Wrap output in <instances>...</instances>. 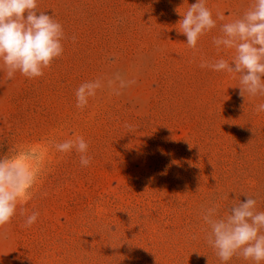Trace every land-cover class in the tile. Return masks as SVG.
<instances>
[{
  "label": "rangeland",
  "instance_id": "374dc122",
  "mask_svg": "<svg viewBox=\"0 0 264 264\" xmlns=\"http://www.w3.org/2000/svg\"><path fill=\"white\" fill-rule=\"evenodd\" d=\"M195 2L38 0L67 39L42 77L8 80L0 62V155L31 149L40 170L25 215L18 206L0 228V264H222L202 210L217 204L223 217L247 194L264 211V112L255 111L264 96L243 98L238 76L199 66L235 54L212 40L253 0H206L225 20L196 52L177 31L178 11ZM116 72L137 83L76 107L81 83ZM77 135L87 167L52 146Z\"/></svg>",
  "mask_w": 264,
  "mask_h": 264
},
{
  "label": "clouds",
  "instance_id": "9594fccd",
  "mask_svg": "<svg viewBox=\"0 0 264 264\" xmlns=\"http://www.w3.org/2000/svg\"><path fill=\"white\" fill-rule=\"evenodd\" d=\"M178 13L182 16L178 34L186 36L194 52L198 51L199 39L216 28L218 21L225 20L219 11L213 18L206 0H196L185 13ZM219 31L220 35L212 40L217 52L234 49L235 54L230 60H202L199 66L238 76L239 95L243 98L246 94L264 96V0H253L242 16L221 23ZM66 39L62 24L54 15L41 11L38 0H0V62L8 80L17 72L28 79L42 77L44 70L63 55ZM136 83L135 78L128 79L119 72L85 81L75 90L76 107L83 110L100 90L106 88L110 94L120 96ZM255 111L264 112V103L258 104ZM125 127L134 131L131 125ZM52 146L60 153L75 151L82 167L91 163L89 144L82 136L53 142ZM36 161L38 154L28 148L8 149L0 155V228L11 222L18 206L19 214L25 215L22 204L31 198L40 177ZM244 195L247 199L233 203L223 217L218 215L217 204L202 210V219L208 226L207 244L222 264L233 257L254 264L264 262V211L257 210L256 198ZM38 216V212L27 215L24 227H31Z\"/></svg>",
  "mask_w": 264,
  "mask_h": 264
}]
</instances>
